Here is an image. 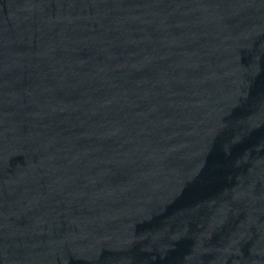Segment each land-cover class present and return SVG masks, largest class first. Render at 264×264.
I'll use <instances>...</instances> for the list:
<instances>
[{
    "label": "water",
    "instance_id": "obj_1",
    "mask_svg": "<svg viewBox=\"0 0 264 264\" xmlns=\"http://www.w3.org/2000/svg\"><path fill=\"white\" fill-rule=\"evenodd\" d=\"M0 264H264V0H0Z\"/></svg>",
    "mask_w": 264,
    "mask_h": 264
}]
</instances>
